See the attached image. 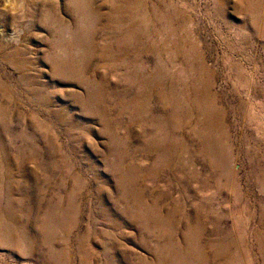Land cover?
<instances>
[{
  "label": "rangeland",
  "instance_id": "1",
  "mask_svg": "<svg viewBox=\"0 0 264 264\" xmlns=\"http://www.w3.org/2000/svg\"><path fill=\"white\" fill-rule=\"evenodd\" d=\"M0 264H264V0H0Z\"/></svg>",
  "mask_w": 264,
  "mask_h": 264
}]
</instances>
